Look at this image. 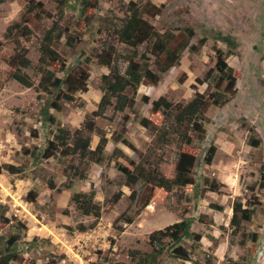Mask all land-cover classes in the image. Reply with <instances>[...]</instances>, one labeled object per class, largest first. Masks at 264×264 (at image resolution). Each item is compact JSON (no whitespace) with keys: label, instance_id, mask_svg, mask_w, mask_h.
Wrapping results in <instances>:
<instances>
[{"label":"rangeland","instance_id":"1","mask_svg":"<svg viewBox=\"0 0 264 264\" xmlns=\"http://www.w3.org/2000/svg\"><path fill=\"white\" fill-rule=\"evenodd\" d=\"M31 1L42 3L46 12L30 20L34 36L27 46L33 68L25 72L36 83L40 79L37 63L41 39L62 11L63 27L81 40L74 49L58 46L68 68L78 64L82 54L100 49L106 31L119 26L127 16L130 2L142 8L143 17L159 32L171 30L180 34L186 28L192 29V45L197 51H186L181 65L163 75L158 84L144 83L131 109L122 114L110 108L105 118L96 119L98 130L90 135L92 149L101 135L109 142L103 164L75 162L87 174V181L68 177L56 158L43 159L41 154L56 133V127L42 113L47 99L37 100L33 89L10 79L9 67L0 59V251L6 247L15 249L13 264H102L106 257L114 263L134 264L130 252H149L150 234L180 222V214L187 208L185 218L193 221L192 231L201 235V249L195 252L192 244L187 243L190 262L163 255L159 264H207V260L211 264H227L245 256L252 264H264V189L260 188L264 176V0H98L97 8L89 9L85 15L84 0H0V41L4 53L13 48L4 39L7 28L20 20ZM221 35L231 36L238 48L230 49ZM117 49L115 64L124 73V57L132 50L120 44ZM218 50L227 53V63L235 70L237 94L225 106L212 107L206 113V141L185 147L184 152L198 159L196 180L202 184L206 178L215 179L222 185L220 190L185 198L174 193L161 202L143 181L130 187L111 159L114 148H121L128 161L151 168L161 166L163 173H168L177 161V147L159 143L155 132L141 126L136 118L149 116L152 103L160 98L175 104L187 103L198 93L212 92L218 77ZM144 51L142 46L139 52ZM89 70L88 89L81 94L85 107L65 103L61 113L50 110L57 126L71 132L82 126L103 96L102 76L109 70L97 65H89ZM210 74L213 76L209 80ZM121 132L127 143L115 142ZM252 139L258 142L256 146ZM211 145L216 146L217 153L213 163L207 165L204 159ZM8 165L23 166L25 172L12 174L6 169ZM50 180L55 189L50 188ZM70 180L74 189L83 193L93 185L102 209L99 221L82 216L70 203L73 190L66 188ZM119 191L123 197L111 208L110 200ZM237 199L243 203L252 200L258 209L252 222L245 224L239 237L233 239L228 229ZM212 206H221L223 211ZM201 216L212 219L213 225L200 223ZM128 218L133 223H126ZM79 224L90 229L79 232ZM244 233H257L259 241L241 247L238 242ZM12 236H20L16 247L14 243L6 245L5 240Z\"/></svg>","mask_w":264,"mask_h":264},{"label":"trees","instance_id":"2","mask_svg":"<svg viewBox=\"0 0 264 264\" xmlns=\"http://www.w3.org/2000/svg\"><path fill=\"white\" fill-rule=\"evenodd\" d=\"M98 2V0H84L82 14L85 15L89 9L97 8ZM45 13L42 3L31 1L27 5L20 20L10 25L4 35V39L13 45L10 53H4V44L0 41V59L9 67L10 79L26 89H33L37 93V100L47 99L42 113L51 126L56 127V133L53 134V139L48 141L47 148L42 152L43 159L56 158L64 165L68 177L72 175L79 177L82 181H87V174L81 172L75 162L81 160L103 164L106 160V147L109 142L106 136L101 135L96 148L92 149L90 135L98 130L96 119L105 118L110 108H113L114 113L122 114L131 109L136 104L139 90L144 83L158 84L163 75L181 65L182 55L186 51H197V47L192 45L195 34L190 28L182 30L180 34L171 30L159 32L143 17L142 8L135 2H130L127 6V16L119 26L106 31V39L102 42L100 49L92 54H82L79 63L73 68H68L66 59L58 46L64 45L74 49L81 43V40L79 36L63 27L64 13L62 11L41 39L40 56L37 63L40 79L36 83L25 72L33 68V62L29 58L30 48L27 46L34 36L30 20L33 17H41ZM85 20L89 21V17L86 16ZM220 37L230 49L238 48L237 42L231 36L221 35ZM118 44L132 50L129 56L124 57L127 63L124 73L115 64L119 56ZM142 46L145 47V51L141 54L139 50ZM89 65H97L109 70L108 74L102 76L103 96L97 109L86 117L82 126L71 132L69 129L57 126V119L50 114V110L61 113L65 103L80 109L85 107V100L81 94L88 89ZM215 70H217L218 77L214 79L213 91L208 95L198 93L189 102L176 104L166 98H160L152 103L149 116L136 118L141 126L155 132L159 143L177 147V161L168 173H163L161 166L151 168L142 163L135 164L128 161L121 148L117 146L114 148L111 159L130 187L143 181L152 187L156 193V199H160L161 202L169 199L174 193H181L180 198H185L186 195L196 194L199 197V195L204 196L206 191L218 192L220 190L222 185L215 179L210 181L206 178L202 184L196 180L194 170L198 159L195 155L184 152L185 147H190L195 143L202 145L206 141L208 135L206 113L212 107L225 106L236 97L235 70L227 63V53L221 50H218L216 54ZM212 76L210 74L207 79L210 80ZM115 142L127 143L123 132L119 133ZM251 142L254 146L258 144L255 139ZM216 153V146L211 145L204 159L207 165L213 163ZM6 169L12 174L25 172L23 166L8 165ZM73 184L74 182L70 180L66 185L67 189L73 190L70 203L76 206L82 216L94 218L96 222L99 221L102 218V209L96 201V191L93 185L90 191L83 193L75 190ZM49 186L55 189L52 180L49 181ZM260 188L264 189V176ZM32 195L33 198L37 197L34 196V192ZM133 196L135 197V193ZM122 197L123 192L116 193L110 200V207L114 208ZM212 208L219 212L223 211L221 206H212ZM257 209L256 203L252 200L243 203L237 199L234 202L228 229L233 239L239 237L245 224L252 222ZM187 212V208L181 212L180 222L150 234L151 250L149 252L131 251L130 256L134 264H159L163 255H168L175 260L190 262L191 252L186 244L191 243L192 250L198 252L201 249V235L192 231L193 221L185 218ZM205 217L201 216L199 222L213 225L214 221L209 218L206 220ZM125 222L131 224L133 220L128 218ZM89 229L90 227L84 224L77 226V231L82 233ZM119 231L124 232L123 228H119ZM19 240L20 236H12L5 242L6 245L14 243L16 247ZM258 241L257 233H244L238 243L241 247H246L248 243ZM16 256L15 249L6 247L0 251V264H13ZM102 264L121 263H114L106 257ZM207 264H211V261L207 260ZM227 264H252V260L245 256L240 261L229 260Z\"/></svg>","mask_w":264,"mask_h":264}]
</instances>
